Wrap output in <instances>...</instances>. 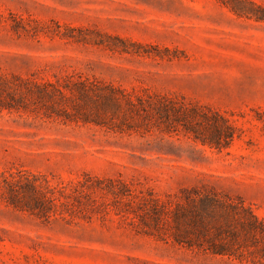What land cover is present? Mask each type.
<instances>
[{"label":"rangeland","instance_id":"1","mask_svg":"<svg viewBox=\"0 0 264 264\" xmlns=\"http://www.w3.org/2000/svg\"><path fill=\"white\" fill-rule=\"evenodd\" d=\"M262 226L264 0H0V264H264Z\"/></svg>","mask_w":264,"mask_h":264},{"label":"trees","instance_id":"2","mask_svg":"<svg viewBox=\"0 0 264 264\" xmlns=\"http://www.w3.org/2000/svg\"><path fill=\"white\" fill-rule=\"evenodd\" d=\"M209 145L212 146V147L216 146L215 140H211L209 142ZM249 227H250V230L252 232H254V233H258L259 231H261L260 230L261 228H257L254 224H250ZM262 227H264V226H262ZM228 233H229L230 241L231 242H233V241L236 242V238H235L234 234L232 232H228ZM211 247H212V251L214 252V254H220V255H223L224 253L226 254V250H224L226 248V246L211 244Z\"/></svg>","mask_w":264,"mask_h":264}]
</instances>
